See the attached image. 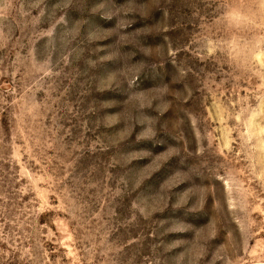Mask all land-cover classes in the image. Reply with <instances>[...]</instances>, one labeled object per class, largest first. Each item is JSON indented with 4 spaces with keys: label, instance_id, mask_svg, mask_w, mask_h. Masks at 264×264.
Listing matches in <instances>:
<instances>
[{
    "label": "rangeland",
    "instance_id": "obj_1",
    "mask_svg": "<svg viewBox=\"0 0 264 264\" xmlns=\"http://www.w3.org/2000/svg\"><path fill=\"white\" fill-rule=\"evenodd\" d=\"M0 264H264V0H0Z\"/></svg>",
    "mask_w": 264,
    "mask_h": 264
}]
</instances>
